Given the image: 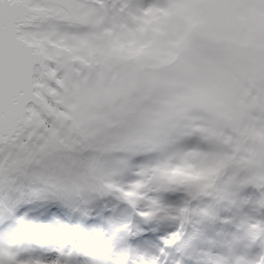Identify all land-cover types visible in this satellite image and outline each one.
<instances>
[{"label": "rangeland", "instance_id": "obj_1", "mask_svg": "<svg viewBox=\"0 0 264 264\" xmlns=\"http://www.w3.org/2000/svg\"><path fill=\"white\" fill-rule=\"evenodd\" d=\"M145 15L146 28L151 27L161 35L166 33V21L172 13L156 8ZM94 23L98 24L99 21ZM31 35L46 47L50 62L65 69L58 80L63 93L49 87L53 96L59 97L57 103L64 104L67 109L58 115L72 120L86 139L91 137L87 141L74 137L73 143L49 150L30 166L31 174L35 176L37 168L47 162L53 169H59L58 173L66 166L67 170H74L79 167L74 154L85 162L80 153H101L106 161L111 160L107 162L110 165L109 175L112 172L124 175L119 179L124 191L137 181L143 182L139 193L146 197L148 204L140 208L142 213L157 212L152 209L154 200L159 202V209L170 213L160 216L168 223L151 232L140 230L137 225L143 223L139 216L132 213L125 216L126 219L108 224L102 213L103 218L94 222L84 220L80 226L63 218L61 225H58L52 217H45L42 222L37 220L34 225L36 231L31 233L18 226L20 223L13 209L4 211L5 201L0 199V212L9 216L11 222L1 228L0 249L16 241L21 259H45L40 264H54L57 259L61 264H108L111 258L124 252L136 258L142 257L152 264H237L240 257L252 260L264 252V226H260L263 214H253V209L245 210L249 222L243 234L237 235L231 229L229 233L224 232L222 244L213 246L202 242L200 237H194L184 250L178 232L184 223L186 228L189 225V213L184 217L178 215L180 207L160 198L157 192L163 189L170 192L175 186L154 174L153 170L159 164L166 160L175 162L176 158L193 150L205 153L222 150V146L204 134L190 130L186 121L178 122L175 119L177 113L198 107L201 97L209 88L219 90L202 68L192 65L180 74L170 71L169 67L177 59L178 53L155 49L150 40L140 42L143 30L140 36L128 38L113 35L112 29L107 27L75 32L60 25H49L32 31ZM49 69L56 74V68ZM37 82L40 83L39 79ZM198 112L194 110V114ZM194 134L200 135L201 141L196 143L198 136ZM57 153L62 154L63 159ZM161 154L164 157L157 162ZM135 159L139 165L130 164ZM104 162L99 163L102 165ZM165 171L173 180L182 182L207 177V170L195 169L188 161ZM244 173L249 174L241 171L237 176L245 178ZM230 175L232 173L228 172L227 177ZM224 178L219 180L218 190L213 191V195L224 187L225 182H221ZM226 181H229L228 178ZM115 182L111 177L106 183L115 185ZM148 182L156 191L146 189L144 184ZM4 195L8 206L14 207L18 199L24 197V175L18 176L11 186L0 187V198ZM125 205L129 207L128 203ZM173 234L178 235L177 240L171 245L166 244L165 241ZM40 237H46V241ZM85 238L90 246L102 249L106 254L88 256L86 252L78 250L76 245Z\"/></svg>", "mask_w": 264, "mask_h": 264}, {"label": "snow or ice", "instance_id": "obj_2", "mask_svg": "<svg viewBox=\"0 0 264 264\" xmlns=\"http://www.w3.org/2000/svg\"><path fill=\"white\" fill-rule=\"evenodd\" d=\"M36 3L57 7L74 3L91 10L88 23H64L63 27L69 31L87 32L107 27L112 29L113 35L131 38L140 36L143 30L140 42L150 40L155 49L178 53L170 71L180 74L195 65L217 85L219 90L209 88L198 107L177 113L175 119L186 121L190 130L204 134L222 146V150L211 153L193 150L179 156L175 162L166 160L153 170L156 176L171 185L187 186L193 197L218 190L219 180L228 172L232 173L228 176L229 181L241 171L248 172V180L264 188V0H0V85L6 40L20 35V30L30 31L42 23L39 19H30L28 9ZM156 8L172 13L167 18V31L163 35L144 25L145 13ZM97 20L99 23L95 24ZM45 63L57 69L55 77L42 76L48 69L39 62L34 65L33 76L63 93L58 80L65 69L53 62ZM43 94L52 109L30 99L14 124L5 122L0 100V187L11 186L18 176L27 175L30 166L49 150L73 143L74 137L82 141L91 138L81 135L72 120L58 115L67 111L64 104L57 103L59 97L46 91ZM29 109H34L38 115H33ZM194 110L199 112L194 114ZM184 161L193 164L195 169L207 170V178L187 182L170 178L165 169ZM92 178L86 166L51 175H36V179L47 185L73 190L82 188ZM142 186L143 182L137 181L129 190L120 191L131 200L139 195ZM108 187L115 186L109 184ZM260 203L264 205V199ZM152 206L158 208L159 202L152 201ZM4 211H12L7 201ZM189 211L187 206L179 209L181 215ZM203 214L209 213L205 210ZM142 215L151 216L152 212ZM18 220L23 223L24 217ZM177 238L178 235L173 234L165 243L171 245ZM40 239L46 241V237ZM76 247L93 256L106 254L104 250L90 246L86 238ZM44 260L39 257L21 259L16 241L0 249V264H40ZM54 264H61V261L57 259ZM108 264L152 262L124 252L111 258ZM237 264H264V252L252 260L240 257Z\"/></svg>", "mask_w": 264, "mask_h": 264}, {"label": "trees", "instance_id": "obj_3", "mask_svg": "<svg viewBox=\"0 0 264 264\" xmlns=\"http://www.w3.org/2000/svg\"><path fill=\"white\" fill-rule=\"evenodd\" d=\"M194 135L198 136L195 139L196 143L201 141L202 138L200 135ZM159 156L160 158H158L157 162L162 161V157H164L162 154ZM58 157L63 159L62 154L61 156L58 154ZM80 157H83L85 162H82V159L76 154H74L73 158L79 163V167L86 166L92 173L93 178L85 186L76 190L53 187L36 179L37 174L47 173L51 175L58 173L59 169H53L51 167L52 165H49V162L37 168L35 176H33V173L31 174L30 170L27 175H24V197H20L14 207H10L18 218L21 216L24 217V222H19L20 224L18 226L20 225L26 232L34 233L36 231L34 225H36L37 220L40 219L42 222L45 217H52L58 221L62 213L70 221L78 224L77 226L84 222V220L95 221L103 218L101 216L103 215L102 213L105 215L104 220L106 224L111 221L118 222V220L126 219L127 217L125 216L131 213L137 217L139 216L140 218H138L143 223L141 226L137 225L140 230L150 228L151 230L157 231L164 223H168L166 220L160 218V216L164 217L162 214L170 213L163 208H155L157 212H152L153 214L151 216L142 215L140 208L142 209L146 206L148 200L143 195H140V193L135 199L131 200L123 196L120 191L123 189V186L120 184L119 179L123 178L124 175L122 174V177V175L116 174V172L115 174L112 172L109 175L110 165L107 162L111 160L108 159L106 161L103 154L92 152L91 155L84 152L82 154L80 153ZM100 161L105 162L101 165L99 163ZM112 163L116 164L118 162ZM130 164L139 165L136 159L134 161L132 160ZM66 168L62 169L61 173L67 171ZM243 176L245 178L236 175L234 180L226 181L228 178L226 173L224 176L226 178L223 177L224 179L221 181L225 182L223 183L224 187L219 192H214V195L212 192L211 194L202 193L199 196L193 197L192 190L187 186L178 187L177 185L170 192H166L164 189L161 192L157 191L160 193V198L165 199L168 203L171 202L180 208L186 205L190 209L188 212L189 225L186 228L184 223L180 232H178L184 250L187 249V245H189L191 240L195 239L194 237H200L202 242L213 246L218 243L222 244L224 232L229 233L228 231L231 229L237 235L243 234L249 222L247 214L245 213L246 209H253V214L261 212L263 217L260 226H264V205L260 203V200L264 199V188L249 181V174ZM111 177L116 182L115 185L111 183L115 187L109 188V184L106 182ZM144 185L148 191H156L150 182ZM0 199L6 201V195ZM125 203H128L129 207ZM137 210L139 214H137ZM205 210L209 213L208 215L203 214ZM178 215H181L180 212ZM0 216V231H2L11 222L10 217L3 215V212H0ZM182 216L184 217V215ZM167 217L170 218L168 215ZM16 243L18 245L16 248H18L19 244L18 242Z\"/></svg>", "mask_w": 264, "mask_h": 264}, {"label": "water", "instance_id": "obj_4", "mask_svg": "<svg viewBox=\"0 0 264 264\" xmlns=\"http://www.w3.org/2000/svg\"><path fill=\"white\" fill-rule=\"evenodd\" d=\"M28 11L30 19L41 21L35 29L30 31L20 30V35L8 39L5 42L4 68L2 85H0V100H2L3 115L6 123L14 124L16 117L22 115V109L28 100L34 99L42 102L49 109L43 91L53 95L52 91L42 79L40 83L33 76L34 65L39 62L48 71L41 75L54 78L48 64L50 58L46 47L31 35L32 31L43 29L49 25L64 23L77 24L88 23L91 18V10H85L84 5L66 3L63 7L53 6L48 3L33 4ZM43 90V91H41ZM33 115H38L34 109H29Z\"/></svg>", "mask_w": 264, "mask_h": 264}, {"label": "clouds", "instance_id": "obj_5", "mask_svg": "<svg viewBox=\"0 0 264 264\" xmlns=\"http://www.w3.org/2000/svg\"><path fill=\"white\" fill-rule=\"evenodd\" d=\"M189 164H191V163H189ZM178 166H181V165H178ZM191 166H192V167H195L193 164H191Z\"/></svg>", "mask_w": 264, "mask_h": 264}, {"label": "flooded vegetation", "instance_id": "obj_6", "mask_svg": "<svg viewBox=\"0 0 264 264\" xmlns=\"http://www.w3.org/2000/svg\"><path fill=\"white\" fill-rule=\"evenodd\" d=\"M118 64V63H117Z\"/></svg>", "mask_w": 264, "mask_h": 264}]
</instances>
